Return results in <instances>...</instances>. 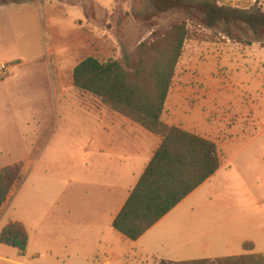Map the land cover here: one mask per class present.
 <instances>
[{"label":"rangeland","instance_id":"rangeland-1","mask_svg":"<svg viewBox=\"0 0 264 264\" xmlns=\"http://www.w3.org/2000/svg\"><path fill=\"white\" fill-rule=\"evenodd\" d=\"M27 3L0 9V65L7 67L0 74V169L22 164L7 209L28 237L23 256L2 243L0 264H92L73 249L89 235L82 205L52 208L48 198L81 193L80 163L73 158L96 127L95 109L102 107L97 97L72 85V69L92 56L131 70L139 43L181 21L188 36L163 122L211 137L220 156L217 173L181 208L210 209L211 223L241 226L244 236L255 239V214L264 207V40L244 24L230 26L228 37L224 25L207 28L194 11L155 13L150 0ZM238 5L264 10L258 0ZM200 222L206 220L200 216ZM98 231L89 253L94 264L120 238L108 224ZM134 251L113 263H167L136 260Z\"/></svg>","mask_w":264,"mask_h":264},{"label":"trees","instance_id":"trees-1","mask_svg":"<svg viewBox=\"0 0 264 264\" xmlns=\"http://www.w3.org/2000/svg\"><path fill=\"white\" fill-rule=\"evenodd\" d=\"M18 1L0 0V5ZM150 1L155 13L174 9L194 11L201 15L207 28L224 25L228 37H231L230 26L244 24L258 40H264V10L255 5L238 8L219 4L218 0ZM187 36L184 21L171 24L161 33L153 31L149 41L139 43L138 60L131 70L117 60L103 62L92 56L72 69V85L76 89L97 97L109 110L121 113L161 137L160 145L112 222L113 229L130 241L137 240L220 167V156L213 141L161 120ZM260 43L264 47V41ZM21 170V163L0 169V208L21 178ZM0 242L17 248L23 255L27 236L19 224L11 223L1 230ZM243 248L250 250L252 245L243 244ZM160 264H264V255L249 253Z\"/></svg>","mask_w":264,"mask_h":264},{"label":"crops","instance_id":"crops-1","mask_svg":"<svg viewBox=\"0 0 264 264\" xmlns=\"http://www.w3.org/2000/svg\"><path fill=\"white\" fill-rule=\"evenodd\" d=\"M30 1L32 0H19L16 3L3 4L0 5V9H5L7 5L12 7L21 6L19 5L21 3L24 5L25 2L29 4L27 2ZM253 1L244 0L239 3L218 0L219 4L230 3L229 5L233 7H239L238 4L244 5L245 3L251 5ZM259 4L264 7L263 0H259ZM166 102L161 116L162 121H164ZM95 110L98 114L96 127L89 129L83 136L80 148L77 149L79 155L76 153L73 158L78 157L80 163V176L83 181L81 193L62 194L55 198L54 194L48 196V198H52V208L58 207L60 204L63 209L66 210V206H68V210H70L72 205L77 202L82 205L81 212L86 218L83 225L89 235L88 239L86 237V240L75 243L73 249L77 248L81 251L86 262L92 261V264L95 262L91 258L92 253L89 254L93 249L92 239L97 232L99 233L98 230L102 225L108 224L112 227L115 216L161 143L160 136L147 131L121 113L109 110L104 105ZM166 124L173 125L169 122ZM183 129L211 140V137L200 132ZM215 174L191 192L137 240L131 241V244H127L126 241L130 240L123 238L116 231L120 235V238L119 236L114 238L117 241L116 246H112L109 242L107 246L109 255L96 264H114L115 259L131 250H135L136 260L144 262L159 260L178 263L200 259L214 260L249 253L264 255V207L259 208L255 214V239L244 236L241 226L222 228L220 225L211 223L210 217L214 215L211 214L210 209L181 208ZM11 195L9 194L0 208V232L9 224L17 223L14 218L9 217L7 209ZM223 212L226 213L225 210ZM182 216L186 218V222H180ZM200 216L206 222H200ZM166 220L168 222H164ZM243 244H251L252 249L245 250ZM3 246L5 245L0 242V259L3 258L1 255ZM116 250L119 251L113 254Z\"/></svg>","mask_w":264,"mask_h":264},{"label":"built area","instance_id":"built-area-1","mask_svg":"<svg viewBox=\"0 0 264 264\" xmlns=\"http://www.w3.org/2000/svg\"><path fill=\"white\" fill-rule=\"evenodd\" d=\"M6 70H7V67L5 65L1 64L0 65V74L4 73Z\"/></svg>","mask_w":264,"mask_h":264}]
</instances>
